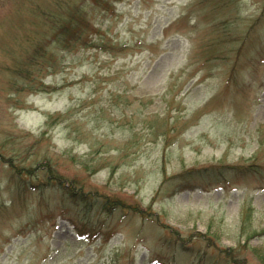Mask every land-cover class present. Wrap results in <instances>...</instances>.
Segmentation results:
<instances>
[{
    "label": "rangeland",
    "instance_id": "374dc122",
    "mask_svg": "<svg viewBox=\"0 0 264 264\" xmlns=\"http://www.w3.org/2000/svg\"><path fill=\"white\" fill-rule=\"evenodd\" d=\"M0 264H264V0H0Z\"/></svg>",
    "mask_w": 264,
    "mask_h": 264
},
{
    "label": "trees",
    "instance_id": "16d2710c",
    "mask_svg": "<svg viewBox=\"0 0 264 264\" xmlns=\"http://www.w3.org/2000/svg\"><path fill=\"white\" fill-rule=\"evenodd\" d=\"M79 14V12L77 11L76 16ZM75 17V16H74ZM72 18V20L68 19L65 23H63L62 19L57 18L58 20H61L62 24H58L57 26H59V31H56L53 26H55V22H59V21H54L52 23H54V25L51 27V29L54 31V39H52L53 41L49 40L48 42H42L40 44H37V39L36 38H28V40H26V45H29L31 47L32 52H35V54H33L31 57L32 59L30 60V63L32 64L33 62H35V59L33 58H37V57H42L44 58V53L43 52H49V47L50 45L53 44V42L56 43V45H61L64 48H70L72 49L75 45L82 43L83 45H86V42L84 40L81 39V35H82V30L80 31H73L74 27H77L75 19L76 18ZM80 25V24H79ZM56 31V32H55ZM63 34L62 36H60V34ZM69 33V35H65ZM81 33V34H80ZM68 36V37H66ZM34 46V47H33ZM39 52H42L43 55L40 56ZM42 58H38L36 60V62L38 60H41ZM59 179H55V181H58ZM65 190H68V193H70V196L73 198V196L75 195V197L79 198L80 200H82L84 203L86 202V194L82 193L79 194L77 192H75L73 190V188H75V186L70 187V189L68 188L69 185H64L63 186ZM77 199V200H79Z\"/></svg>",
    "mask_w": 264,
    "mask_h": 264
}]
</instances>
